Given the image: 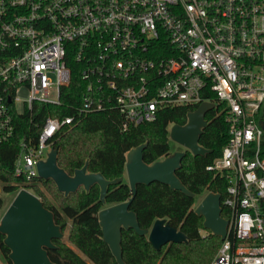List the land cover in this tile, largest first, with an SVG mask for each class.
<instances>
[{
	"label": "built area",
	"instance_id": "1",
	"mask_svg": "<svg viewBox=\"0 0 264 264\" xmlns=\"http://www.w3.org/2000/svg\"><path fill=\"white\" fill-rule=\"evenodd\" d=\"M70 57L81 101L39 123L37 103L62 104ZM212 93L230 136L207 165L228 180L227 234L210 264H264V0H0V143L25 115L34 123L15 162L30 181L57 134L90 113L115 110L126 130Z\"/></svg>",
	"mask_w": 264,
	"mask_h": 264
},
{
	"label": "trees",
	"instance_id": "2",
	"mask_svg": "<svg viewBox=\"0 0 264 264\" xmlns=\"http://www.w3.org/2000/svg\"><path fill=\"white\" fill-rule=\"evenodd\" d=\"M72 79L63 90L61 106L37 103L39 112L34 118L42 123L49 115L65 116L73 113L71 104L79 103L85 89L81 77V65L70 57ZM216 103L205 117L208 121L200 136V144L212 151L205 155H194L186 150L181 166L176 171L183 184L192 195L168 184L153 182L138 184L130 209L136 212L142 228H150L157 218H166L169 224L182 230L188 240L171 242L157 250L149 242L147 235H140L133 228L122 230V254L125 264H210L223 239L206 230L203 235L204 217L195 212L196 195L204 191L226 194L228 180L225 176L207 170L222 153L229 139V126L225 121V104L218 102L215 94L208 96ZM198 105H181L159 110L153 121L122 127L119 112L100 111L90 113L77 125L62 129L51 142L58 150V164L69 174L87 164L89 172H100L109 180L123 178L110 183L105 199L100 198L98 183L89 189L79 187L75 192L65 194L52 179L34 177L31 181L15 173V162L20 151L21 136L29 130L36 131L33 122L25 115L18 121L17 136L11 142L0 143V181L5 192H14L26 187L39 196L44 206L54 212L55 221L66 231L70 220L68 241L63 238L54 240L55 247L48 254L56 264H119L109 244L103 238L99 212L111 205L129 200L133 192L125 178L127 152L147 143L143 151L146 163H153L171 152L169 137L170 124H185L187 114ZM35 120V121H36ZM35 143V142H34ZM264 151V142H263ZM3 198L0 192V208ZM226 216V210L222 212ZM5 234L0 233V251L7 264H12L11 249L4 242Z\"/></svg>",
	"mask_w": 264,
	"mask_h": 264
},
{
	"label": "water",
	"instance_id": "3",
	"mask_svg": "<svg viewBox=\"0 0 264 264\" xmlns=\"http://www.w3.org/2000/svg\"><path fill=\"white\" fill-rule=\"evenodd\" d=\"M214 102L204 101L195 110L187 114L185 124L174 123L170 127V139L178 142L194 155H205L211 152L200 144V136L208 121L206 113L215 107ZM264 127V121H263ZM147 143H142L127 152L126 176L133 196L102 209L99 220L102 226L103 238L109 244L119 264H125L122 254V230L133 228L140 235H147L149 242L157 250L171 242H186L187 235L169 224L166 218H157L150 228H142L135 211L130 209L138 184L161 182L173 189L182 190L192 195L183 184L176 171L186 151H176L163 160L151 164L143 159V151ZM38 176L42 179H52L58 189L66 195L75 192L79 187L89 189L98 183L101 188L100 198L105 199L110 183L123 178L109 180L100 172H89L87 164L77 168L74 174H69L58 164V150L52 148L48 158L38 163ZM195 212L204 217V226L212 233L224 239L227 234L228 220L222 216L221 194L209 191ZM0 233L5 234L4 242L11 249L9 258L12 264H56L51 260L48 249L56 245L54 240L63 238L65 232L56 223L54 212L44 206L39 196L26 188H21L8 206L1 218Z\"/></svg>",
	"mask_w": 264,
	"mask_h": 264
},
{
	"label": "rangeland",
	"instance_id": "4",
	"mask_svg": "<svg viewBox=\"0 0 264 264\" xmlns=\"http://www.w3.org/2000/svg\"><path fill=\"white\" fill-rule=\"evenodd\" d=\"M52 96H54V93H52ZM172 126V124H170L169 126V130H170V127ZM170 142H171V152L169 155H173L176 151H186V148L184 146H182L181 144H179L178 142L170 139ZM166 156L164 157H161L159 160H163ZM125 178L128 180L127 176L125 175ZM19 190L17 191H14V192H5L3 191L2 189V183L0 181V192H1V197L3 198V205L2 207L0 208V223H1V218L2 216L4 215L5 211L7 210L8 206L10 205V203L12 202V200L14 199L16 193L18 192ZM209 191H204L203 193L201 194H198L196 195V201L194 203V207L198 206V204L201 202V200L204 198V196L208 193ZM69 221V224H68V227L65 231V234L63 236V240L66 241V242H69L68 241V233H69V230H70V220ZM202 233L203 235H207L208 233L206 232V230H202ZM0 264H7V261L5 259V257L2 255L1 251H0Z\"/></svg>",
	"mask_w": 264,
	"mask_h": 264
},
{
	"label": "crops",
	"instance_id": "5",
	"mask_svg": "<svg viewBox=\"0 0 264 264\" xmlns=\"http://www.w3.org/2000/svg\"><path fill=\"white\" fill-rule=\"evenodd\" d=\"M125 175H126V173H125ZM69 224V223H68ZM70 225H71V223H70Z\"/></svg>",
	"mask_w": 264,
	"mask_h": 264
}]
</instances>
